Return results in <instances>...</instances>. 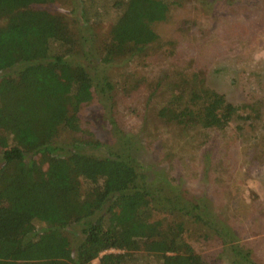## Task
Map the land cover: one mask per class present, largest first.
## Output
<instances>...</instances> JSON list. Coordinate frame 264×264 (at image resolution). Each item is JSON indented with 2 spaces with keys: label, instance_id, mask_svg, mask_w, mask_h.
Returning <instances> with one entry per match:
<instances>
[{
  "label": "trees",
  "instance_id": "trees-1",
  "mask_svg": "<svg viewBox=\"0 0 264 264\" xmlns=\"http://www.w3.org/2000/svg\"><path fill=\"white\" fill-rule=\"evenodd\" d=\"M54 1L0 0V264H125L146 254L156 264H206L184 240L181 223L154 218L157 210L182 207L156 198L128 149L98 156L77 143L67 152L55 143L60 134L79 130V110L90 100L82 95L94 80L87 68L68 60L80 42L66 17L36 7ZM104 1L101 7L93 0L81 3L86 23L121 8L101 63L151 51L158 40L153 25L168 18L167 0ZM175 69L161 78L169 79L164 86L157 81L163 89L159 120L179 127L190 142L204 130L225 131L235 120L255 130L264 96L234 105L207 86L201 68ZM257 131L255 140L262 143L264 134ZM206 211L193 205L186 212L220 239L229 237ZM75 226L82 239L71 249L65 231ZM231 239L224 241L231 264H257Z\"/></svg>",
  "mask_w": 264,
  "mask_h": 264
},
{
  "label": "rangeland",
  "instance_id": "rangeland-1",
  "mask_svg": "<svg viewBox=\"0 0 264 264\" xmlns=\"http://www.w3.org/2000/svg\"><path fill=\"white\" fill-rule=\"evenodd\" d=\"M93 1L100 7L107 2ZM82 2L36 6L66 17L80 42L68 60L87 68L99 87L92 82L82 95V101L90 100L79 110V130L60 134L55 143L65 152L77 143L98 156L128 149L156 198H171L182 207L157 210L154 218L165 225L181 223L184 240L206 264H231L224 248L231 238L264 264V139L255 140L257 130L264 134V114L255 130L235 120L225 131H202L194 142L156 114L163 102L157 81L175 68H201L207 86L234 105L264 96V0H167L168 18L153 25L158 40L151 51L107 65L101 63V49L121 8H108L104 17L86 23ZM193 205L206 206V217L230 236L220 239L194 220L186 212ZM65 237L74 248L82 239L79 227L67 229ZM155 262L146 254L125 264Z\"/></svg>",
  "mask_w": 264,
  "mask_h": 264
}]
</instances>
